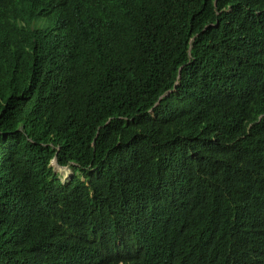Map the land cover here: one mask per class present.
Returning a JSON list of instances; mask_svg holds the SVG:
<instances>
[{
  "label": "trees",
  "instance_id": "trees-1",
  "mask_svg": "<svg viewBox=\"0 0 264 264\" xmlns=\"http://www.w3.org/2000/svg\"><path fill=\"white\" fill-rule=\"evenodd\" d=\"M112 263L264 264V0H0V264Z\"/></svg>",
  "mask_w": 264,
  "mask_h": 264
},
{
  "label": "clouds",
  "instance_id": "clouds-1",
  "mask_svg": "<svg viewBox=\"0 0 264 264\" xmlns=\"http://www.w3.org/2000/svg\"><path fill=\"white\" fill-rule=\"evenodd\" d=\"M38 22H40V23H45V24H49V23H52V20L51 19H47V18H43V19H39L38 21H37V23H33V25L35 26V25H37V24H39ZM57 160L56 162L57 163H55V161L54 160ZM54 160L52 161V165H54L55 166V164L56 165H58V166H60V167H67V168H71L70 166H68V165H60L59 163H58V159L57 158H54ZM74 172V171H73ZM73 174V173H72ZM71 174V175H72ZM70 175V176H71ZM62 176H63V173H62ZM69 176V177H70ZM68 178V177H67ZM65 180V179H64ZM93 239H94V237H92Z\"/></svg>",
  "mask_w": 264,
  "mask_h": 264
},
{
  "label": "rangeland",
  "instance_id": "rangeland-1",
  "mask_svg": "<svg viewBox=\"0 0 264 264\" xmlns=\"http://www.w3.org/2000/svg\"><path fill=\"white\" fill-rule=\"evenodd\" d=\"M55 169H56V171H59L61 174L63 173V179H66L67 177H69L73 173L72 168H67V167L64 168V167H60L56 164H55ZM66 174H68V175H66Z\"/></svg>",
  "mask_w": 264,
  "mask_h": 264
},
{
  "label": "bare ground",
  "instance_id": "bare-ground-1",
  "mask_svg": "<svg viewBox=\"0 0 264 264\" xmlns=\"http://www.w3.org/2000/svg\"><path fill=\"white\" fill-rule=\"evenodd\" d=\"M35 1V0H34ZM76 1H79V0H76ZM83 1H86V0H83ZM90 1V0H89ZM75 2V1H74ZM61 5H63V4H61ZM78 5V4H77ZM70 6V5H69ZM60 8V7H59ZM62 8V7H61ZM57 11V10H56ZM69 11V10H68ZM34 12V11H33ZM64 12V11H63ZM70 12V11H69ZM13 16V15H12ZM14 17V16H13ZM167 143V142H166ZM169 144V143H168ZM52 145V144H51ZM56 148V147H55ZM157 150H158V148H157ZM68 160V159H67ZM70 162V161H69ZM67 163V162H66ZM65 163V164H66ZM65 168V167H64ZM90 168V167H89ZM58 169V168H57ZM61 169V168H60ZM92 169V168H91ZM59 174V173H58ZM66 175H68V174H66ZM67 182V181H66ZM212 183V182H211ZM213 185V184H212ZM144 192V191H143ZM224 192V191H223ZM130 196V195H129ZM134 204V203H133ZM106 207V206H105ZM139 207V206H138ZM134 208V207H133ZM246 214H247V212H246ZM118 222V221H117ZM120 222V221H119ZM115 224V223H114ZM118 225V224H117ZM119 227V226H118ZM124 232V231H123ZM106 251V250H105ZM105 255V254H104ZM113 255V254H112ZM112 255H110V257L112 256ZM116 256V255H115ZM108 261V260H107ZM112 262V261H111ZM113 264V263H112ZM121 264V263H120Z\"/></svg>",
  "mask_w": 264,
  "mask_h": 264
},
{
  "label": "water",
  "instance_id": "water-1",
  "mask_svg": "<svg viewBox=\"0 0 264 264\" xmlns=\"http://www.w3.org/2000/svg\"><path fill=\"white\" fill-rule=\"evenodd\" d=\"M54 161H55V163H57V162H56V161H57L56 159H55Z\"/></svg>",
  "mask_w": 264,
  "mask_h": 264
}]
</instances>
